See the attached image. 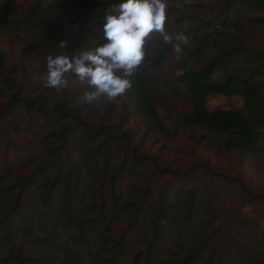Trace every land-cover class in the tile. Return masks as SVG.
Segmentation results:
<instances>
[{"label": "rangeland", "instance_id": "374dc122", "mask_svg": "<svg viewBox=\"0 0 264 264\" xmlns=\"http://www.w3.org/2000/svg\"><path fill=\"white\" fill-rule=\"evenodd\" d=\"M57 1L0 0V18L20 19L33 13L48 18L40 23L32 17L29 29L0 23V53L4 56L0 72L2 79L8 75L16 85L9 87L0 79V108L12 103L0 116V175L4 174L0 185L15 184L8 197L0 193V210L20 194V205L31 214L33 188L54 176L59 177L58 188H62L69 163L77 173L79 192L72 202L77 219L89 220L98 214L100 194L104 208L123 204L131 208L141 197L140 208L133 221L120 211L101 230L107 234L106 242L94 254L95 259L86 256L100 245L94 235L75 249L83 255L78 263L73 254L40 244L21 232H13L12 239H0V254L10 251L5 246L10 245L20 255L31 257L26 264H108L111 241L125 232V251L115 264H165L182 258L195 246L198 264H264V117L256 123L262 131L258 148L248 152L226 149L222 145L225 136L195 126L183 127L176 120L178 112L192 109V101L187 90L173 80L183 70L202 67L216 55L215 49L208 46L201 56L193 57L189 55L192 43L175 45L169 58L152 70L151 100L166 129L157 131L128 98L129 90L114 101L102 97L89 104L83 94L90 89L75 76L70 77V86L59 92L44 86L48 56H74L102 45L104 20L90 16L86 23L89 31L81 32L77 24L57 16ZM224 1L166 0L167 34L177 30L197 35L210 32L225 48L247 50L226 69L215 71V79L226 71L247 74L253 66L264 65V22L256 19L264 18V0H259L260 5L258 0L237 1L227 25L221 24L223 15L218 13ZM61 41L66 44L63 48L59 47ZM165 42L162 35L153 33L146 41L145 53L154 56ZM59 104L76 113L81 122L102 126V133L94 139L95 144H103L98 155L85 161L88 145L83 127L52 110ZM207 105L211 110L240 109L242 100L214 94ZM65 125L69 126L70 141L63 151L52 133ZM101 150L107 154L105 161ZM134 150L144 159L130 175L127 168ZM94 162V174L86 172ZM114 169L119 171L111 180ZM26 177L27 183H22ZM145 187L148 190L142 197ZM160 199L165 203L164 219L156 216ZM151 241V253L146 256Z\"/></svg>", "mask_w": 264, "mask_h": 264}, {"label": "trees", "instance_id": "16d2710c", "mask_svg": "<svg viewBox=\"0 0 264 264\" xmlns=\"http://www.w3.org/2000/svg\"><path fill=\"white\" fill-rule=\"evenodd\" d=\"M237 1L248 2V0H225L220 8L219 15H223L221 24L227 25L228 14L234 7ZM121 0H58L55 6L57 16L66 17L78 25L81 32L89 31L86 28V23L90 16L96 18L97 21L104 20L107 12L111 11L112 5H117ZM259 5L261 1L257 2ZM32 17L36 18L37 22L46 23L48 18L42 13H33L20 19H4L0 18V23H7L14 29L25 28L29 29L32 26ZM259 22H264V18H256ZM222 32H217L220 35ZM171 39L166 41L160 50L154 55L150 56L145 53L143 63L131 77L132 88L128 92V98L132 103L143 113L148 119V124L157 131H166L165 125L161 120L156 108L151 100V72L155 67L161 66L173 52L174 46H185L188 43L194 45L189 55L199 57L202 55L204 49L212 46L216 55L208 59L205 64L198 69H188L180 72L176 81L181 84L189 93L192 101V109L190 111H180L176 115L177 122L183 127L195 126L204 128L213 134L225 136L222 145L226 149H234L239 152L253 151L258 148L262 131L257 128V121L260 117H264V65L253 66L248 70L247 74H242L239 70L226 71L220 79H215L213 74L219 69H226L232 59H237L241 53L247 51L242 47L225 48L219 37H213L212 34H194L191 31H174L168 34ZM186 37L187 42L180 39ZM100 44L106 43L102 38L99 40ZM29 48V47H28ZM27 48V49H28ZM25 48V50H27ZM4 56L0 53V61ZM264 64V63H263ZM0 79L2 75L0 72ZM2 82L9 87H15V82L8 75H4ZM219 94L225 97L238 96L242 100L240 109H209L207 102L211 95ZM14 101V99H12ZM12 103H7L0 108V116L7 113V108ZM53 111H56L59 116L63 118L71 117L76 122L81 123L83 127V134L85 136V143L88 145L84 154V159L90 160L98 155L100 149H103V144H95L94 139L99 136L103 128L99 126L94 128L89 124L80 121L79 116L67 109L64 104L55 106ZM69 126L65 125L57 129L54 134L59 139L60 144L58 148L63 151L67 150L69 143ZM7 144H11L8 140ZM91 144V145H89ZM49 148L52 147L48 142ZM103 160H106L107 154L103 153ZM101 157V156H100ZM55 156L54 159H56ZM98 158L95 159V162ZM143 157L138 155L136 150L133 152L132 161L127 168L130 175L135 173L136 167L143 162ZM59 163V160H56ZM94 163L88 165L86 172L94 174ZM69 174L62 180V188H58L61 181L58 176L51 179L45 178L42 183L35 186L31 195V214L24 211L20 205V194L17 196L16 201L11 202L6 209L0 210V239H12L13 232H21L25 237H31L40 244H47L55 249H63L64 252L70 256L74 255L76 262L82 260L83 255L75 252L76 248L87 244L94 235L99 239L100 245L94 251L87 252L90 259H95L94 254L98 251L99 247L105 245L107 234L102 232L103 228L108 227V223L117 216V213L123 211V214L129 215L130 222L135 219V213L140 208V199L138 202L132 203L131 208H126L125 204L117 207L103 205V198L101 194L97 197L100 198L96 202L99 207V212L89 220L77 219L75 211L72 207V202L77 198L79 189L77 187V173L73 172L72 164L69 163ZM105 170V169H104ZM119 169L112 172L110 179L118 173ZM4 174L0 175V182ZM26 177L22 183H27ZM15 184L0 185V193L8 197ZM59 191L55 192V188ZM110 187L109 191H111ZM148 188L145 187L142 197H145ZM115 200V199H114ZM165 203L160 199L156 216L165 218L162 211ZM134 213L132 216L131 214ZM88 232L89 235L85 233ZM65 233V234H64ZM176 233V232H173ZM178 237V236H177ZM125 232L118 235L117 240H112L108 248L110 259L108 264H115V259L124 253L126 247ZM7 250L5 253L0 254V264H26L30 260L28 255H20L10 245H5ZM153 243L149 242L145 250L146 256L151 253ZM196 246L182 256V258L171 259L166 261L165 264H198L195 261ZM78 258H80L78 260Z\"/></svg>", "mask_w": 264, "mask_h": 264}, {"label": "clouds", "instance_id": "9594fccd", "mask_svg": "<svg viewBox=\"0 0 264 264\" xmlns=\"http://www.w3.org/2000/svg\"><path fill=\"white\" fill-rule=\"evenodd\" d=\"M166 21V0H121L104 17L106 43L74 56H48L44 86L59 92L67 89L70 77L75 76L90 89L83 94L89 104L102 97L111 102L124 96L132 88L131 77L143 63L147 39L153 33H159L165 41L171 39ZM180 39L187 42L186 37ZM65 46L61 41L59 47Z\"/></svg>", "mask_w": 264, "mask_h": 264}]
</instances>
